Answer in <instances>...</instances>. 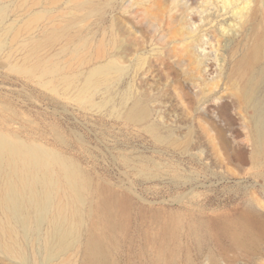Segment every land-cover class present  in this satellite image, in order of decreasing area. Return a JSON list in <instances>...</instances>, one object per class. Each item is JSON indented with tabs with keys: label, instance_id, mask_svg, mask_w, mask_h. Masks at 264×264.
I'll return each instance as SVG.
<instances>
[{
	"label": "rangeland",
	"instance_id": "374dc122",
	"mask_svg": "<svg viewBox=\"0 0 264 264\" xmlns=\"http://www.w3.org/2000/svg\"><path fill=\"white\" fill-rule=\"evenodd\" d=\"M47 1L53 16L66 12L78 38L37 51L6 40L0 133L71 158L91 187L65 253L54 237L64 229L55 209L26 234L0 206V240L9 226L16 240L15 252L0 249V264H83L97 232L104 264H264V160L254 156L256 106L241 92L259 76L254 93L264 102V0ZM17 3L0 0L8 24L29 17L12 12ZM47 24L25 38H42ZM257 46L259 59L240 65ZM39 61L53 72L28 78L13 70ZM138 106L146 120L128 121ZM101 189L125 200L116 228L91 208ZM174 217L176 236L164 231ZM244 217L252 225L239 239L220 224Z\"/></svg>",
	"mask_w": 264,
	"mask_h": 264
},
{
	"label": "bare ground",
	"instance_id": "6f19581e",
	"mask_svg": "<svg viewBox=\"0 0 264 264\" xmlns=\"http://www.w3.org/2000/svg\"><path fill=\"white\" fill-rule=\"evenodd\" d=\"M47 2V0H18L17 6H14L11 11L19 15L24 13L23 16L28 15L29 17L18 23H16L17 21L12 22V24L7 23L9 6L0 4V25L2 27L0 29V55L10 36H12L11 42L19 44L22 50L33 46V50L37 51L39 48L54 45L61 40H65L68 44L76 42L78 33L73 30L71 21H67L66 12L59 18L53 16L51 10L44 6V3ZM38 7L39 10L36 11ZM46 20L49 24L44 26L46 30L42 38L33 39V42L25 38L26 35L32 36L35 29L44 25ZM51 24L52 28L48 29ZM262 48L264 49V47ZM262 48L257 46L252 54L243 55L244 58L240 65L252 66V63L259 59ZM13 70L28 78H31L37 70H42L44 74L53 72L51 66L43 65L42 61L32 67L16 64L13 66ZM103 71L102 69L97 70L92 77V82L101 78ZM259 80V76H251L242 87L241 92L254 103L252 105L256 106L254 156L257 160H264V107L261 106L264 102L260 103L261 100L258 101L254 93ZM81 97L79 99L84 100L85 97L82 94ZM145 108L138 106L131 109L127 114L128 121L144 122L148 116V111ZM148 129L158 140H162L156 126L149 124ZM5 168L8 169L7 176L5 179L0 178V206L5 209L7 214L23 221L26 234L29 226L41 224L46 215L55 209L54 220L60 221L64 229L61 231L56 227L54 237L60 252H67L70 248L68 239L74 234L76 224L74 219L82 218L81 206H85L87 203L86 193L90 191L91 187L88 175L74 160L64 157L58 151L37 144L33 145L20 139L17 135L9 136L1 132L0 171ZM142 170L141 172L145 173L148 171L146 168ZM98 192L96 200L92 201L94 204L91 205L93 206L91 208L96 214H99L105 228L108 226L110 229L116 228L123 222L125 200L109 195L103 189ZM220 224L222 228L231 231L235 235V239H239L238 231L251 227L252 218L244 217L236 225L225 222ZM179 226L180 220L174 217L168 221L164 231L169 235L176 236ZM1 230L0 249H5L10 253L15 252L16 240L13 237V227H1ZM6 237L8 238L5 239ZM103 237L104 232H97L89 238L85 244L86 257L83 264H104L106 252Z\"/></svg>",
	"mask_w": 264,
	"mask_h": 264
}]
</instances>
